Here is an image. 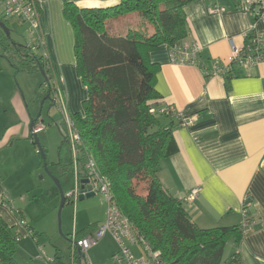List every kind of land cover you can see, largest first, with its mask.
I'll list each match as a JSON object with an SVG mask.
<instances>
[{"label":"crops","instance_id":"0c3cea01","mask_svg":"<svg viewBox=\"0 0 264 264\" xmlns=\"http://www.w3.org/2000/svg\"><path fill=\"white\" fill-rule=\"evenodd\" d=\"M71 1L80 7H109L120 2ZM243 2L195 0L185 6L189 32L187 41L197 39L201 43V65L174 63L170 47L166 44L151 49L148 59L159 67L156 89L162 96L160 107L171 106L190 121L181 125L180 120L174 118L172 131L178 151L162 161L159 180L165 189L184 202L192 220L202 228L241 225L245 218L243 210L246 209L252 226L239 243L233 239L229 241L233 248L228 262L231 264L233 256L237 255L239 264H264V61L252 67L230 64L231 41L244 47L245 35L251 30L262 34L264 41V19H256L245 11ZM37 4L54 71L64 79L70 112L77 113L82 111L80 101L84 93L87 92L88 96V90L78 73L75 31L64 16V0H38ZM219 7L225 10L210 11ZM214 60L228 63L229 69L225 74L207 77L205 68L211 69ZM31 117L28 140L37 149L33 143L32 128L38 118ZM2 120L0 116V137L7 127ZM17 132L16 128L8 131L0 141V149L4 143L14 149L19 141L16 139ZM5 185V178L0 175V214L23 237L15 257L21 264H26L34 259L39 245L38 236L43 231H39L29 220L24 208L16 207L9 201L7 188L10 186ZM195 188L200 189L199 193L194 200H188ZM68 203L72 204L67 200ZM73 205L76 208L78 202ZM17 210L22 212L21 218L17 216ZM82 212L80 228L79 225L75 228L77 233L86 228H89L86 235L95 232L106 218V211L102 209L88 211L82 207ZM20 219L25 221V225H21ZM30 229L34 236L28 232ZM139 248V245L131 247L136 255L141 256L143 253ZM117 249L116 241L107 233L88 253L95 264H111ZM42 253L43 249L39 258ZM54 256L55 259L47 256L54 260L53 264L58 260L66 264L57 252ZM78 262L72 255L71 262L67 263ZM45 264H48L46 260Z\"/></svg>","mask_w":264,"mask_h":264},{"label":"trees","instance_id":"16d2710c","mask_svg":"<svg viewBox=\"0 0 264 264\" xmlns=\"http://www.w3.org/2000/svg\"><path fill=\"white\" fill-rule=\"evenodd\" d=\"M193 1L120 0L109 7H80L64 0L63 8L75 31L77 69L88 90L85 115L71 113L72 118L85 149L110 179L120 209L165 264H221L228 242L239 243L245 235L241 225L200 227L184 202L158 178L162 161L175 154L178 145L172 131L174 117L161 112L171 106L160 107L159 67L150 62L148 53L162 44L187 42L185 6ZM135 12L146 20L145 28L109 34V19ZM2 50L13 52L9 59L17 71H39L40 58L29 46L0 32ZM48 81L49 77L44 85ZM143 181L147 192L140 195L136 187ZM21 213L16 212L19 218ZM88 229L78 232V237L86 236ZM28 232L35 235L31 229ZM22 238L0 214V264H21L15 255ZM231 263L239 264L237 255Z\"/></svg>","mask_w":264,"mask_h":264},{"label":"rangeland","instance_id":"374dc122","mask_svg":"<svg viewBox=\"0 0 264 264\" xmlns=\"http://www.w3.org/2000/svg\"><path fill=\"white\" fill-rule=\"evenodd\" d=\"M0 18L12 31L13 39L23 43L27 41V26H20L15 18L6 16L1 4ZM144 22L147 23L143 16L135 12L109 19L107 30L111 35H123L130 28H145ZM0 32L3 31L0 29ZM1 52L0 116L6 122L7 127L1 135L0 141L4 139L8 131L14 128L18 130L16 139L19 141H17L14 149L7 143H4L0 149V170L2 172L0 175L6 180L5 186H10L7 188L9 201L16 207L24 208L29 220L33 221L39 231H43L38 236L39 245L34 259H30V262L27 261L26 264H45L44 258H39L41 249H43V256L49 255L55 259L54 254L57 252L59 257L68 264L67 262H71L72 258L71 234L80 224L83 214L82 207H86L88 211H100L101 209L106 211L107 204L103 197L98 194L79 200L76 208L73 203L65 204L61 214L60 230L61 194L53 177L59 179L64 194L71 192L76 186V174L72 170L74 156L71 145L64 137L65 113L60 106L53 104L49 99H45L47 96V89L44 86L45 77L40 71L33 73L17 72L9 59L13 52L10 53V50H2ZM86 98L87 92L84 93V97L80 101L82 111L77 112L80 114L83 112V116L86 110ZM32 115L34 118H38V124L42 127L38 136L46 150L50 173L46 171L38 149H35L32 141L28 140L31 135L28 123L32 121ZM136 188L140 195H145L147 182L138 183ZM25 202H27L28 208H26ZM231 243L229 242L225 248L221 264H229L228 256L233 248ZM139 249L143 253V250ZM55 264L61 263L58 260Z\"/></svg>","mask_w":264,"mask_h":264},{"label":"built area","instance_id":"2783aa9c","mask_svg":"<svg viewBox=\"0 0 264 264\" xmlns=\"http://www.w3.org/2000/svg\"><path fill=\"white\" fill-rule=\"evenodd\" d=\"M37 2L38 0H0L6 16L15 18L19 24L27 26V44L31 51L40 58V63L47 72L49 77L48 84L52 89L54 104L60 106L61 110L65 113L66 128L64 137L71 145L74 156L72 170L76 174V186L71 192L65 194L66 200L76 204L80 200L81 195H87L89 192L95 191L96 194L103 197V200L107 204L106 218L97 227L95 232L82 238L78 237L76 231L71 234L72 255L73 257L75 256L76 261H79L78 264H95L91 261L88 252L109 233L118 245L117 251L111 258V264H165L160 257V253L151 249L134 223L122 212L112 195L110 179L100 173L95 159L89 155L84 147L82 136L69 109L68 94L63 81L64 79L54 71V64L48 48L47 39L41 28ZM242 8L256 19H264V0H244ZM224 10L223 7L210 9L212 12ZM249 34H252L251 40L250 42H246L244 47H239L231 41L232 53L230 64L237 63L243 67H252L264 61V41L262 34L254 33L251 30L246 33L245 38ZM202 49L203 47L197 39H193L190 42L178 43L170 47L171 59L174 63L201 65L199 61ZM228 69V63L214 60L212 68L209 70L205 68V72L207 76H212L225 74ZM161 112H165L166 114L171 113L174 118L180 120L181 125H187L190 122L189 119L183 118L180 114L176 113L172 107L161 110ZM41 129V125L37 122L33 126L32 134H38ZM83 179L89 180L84 186L82 183ZM199 190L195 188L187 199L194 200ZM243 214L245 218L241 227L246 234L252 226V220L249 218L246 209L243 210ZM20 222L21 225H25L23 219H20ZM133 245H139L143 250V255H136L131 249ZM79 251L82 253L81 258H77ZM42 257L43 254H41L40 258ZM44 258L48 264H53V259L47 256H44Z\"/></svg>","mask_w":264,"mask_h":264},{"label":"water","instance_id":"95a60500","mask_svg":"<svg viewBox=\"0 0 264 264\" xmlns=\"http://www.w3.org/2000/svg\"><path fill=\"white\" fill-rule=\"evenodd\" d=\"M0 29L6 34L7 37H11V31L7 28L5 21H3L1 18H0ZM39 71L45 77V80H48L47 72L44 70L42 64H40ZM47 87L49 88L48 89L49 91H48V94H47L45 99L53 100L52 98H50V94H51L52 89H51V86L48 84V82H47ZM33 143H35V145L37 146L38 152L40 153V155L42 156V159L44 160V167H45L46 171L48 173H50L49 167H48V162H47L46 152H45V150L41 144L40 138H39L37 133H33ZM53 178L55 179V182H56V184L59 188L60 194H61V205H60V209H59V224H60V230H61V214H62L63 207L66 204V197H65V194H64V191L62 189V185H61L59 179L56 177H53ZM88 182H89L88 179H83L82 180L83 186H84V184H87ZM95 195H96V192L91 191L87 195H81L80 200H84L85 198H90V197H93ZM78 257L79 258L82 257V253L80 251H79Z\"/></svg>","mask_w":264,"mask_h":264},{"label":"flooded vegetation","instance_id":"af4514ba","mask_svg":"<svg viewBox=\"0 0 264 264\" xmlns=\"http://www.w3.org/2000/svg\"><path fill=\"white\" fill-rule=\"evenodd\" d=\"M4 33V32H3ZM9 38H12V31H11V37H9ZM13 39V38H12ZM26 44H27V41L25 42ZM28 45V44H27ZM47 88V94H48V87H46ZM50 98H52L53 99V94H52V90H51V94H50ZM51 102L54 104V102H53V100H51Z\"/></svg>","mask_w":264,"mask_h":264}]
</instances>
